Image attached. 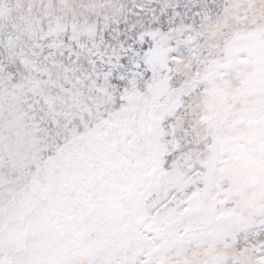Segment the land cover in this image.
<instances>
[{"label":"snow or ice","instance_id":"6c2138e0","mask_svg":"<svg viewBox=\"0 0 264 264\" xmlns=\"http://www.w3.org/2000/svg\"><path fill=\"white\" fill-rule=\"evenodd\" d=\"M0 264H264V0H0Z\"/></svg>","mask_w":264,"mask_h":264}]
</instances>
